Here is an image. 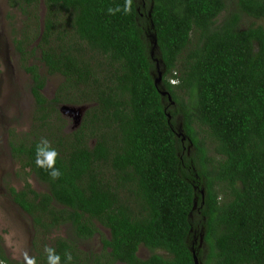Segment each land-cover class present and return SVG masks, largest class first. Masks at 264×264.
<instances>
[{
    "label": "trees",
    "instance_id": "obj_1",
    "mask_svg": "<svg viewBox=\"0 0 264 264\" xmlns=\"http://www.w3.org/2000/svg\"><path fill=\"white\" fill-rule=\"evenodd\" d=\"M125 2L10 0L29 20L13 40L35 126H50L10 143L47 185L11 189L43 242L37 264L45 246L73 264H264V0H130L107 13ZM64 103L90 106L70 133ZM41 137L60 154L57 180L34 164ZM96 233L101 252L81 249ZM0 264H23L1 235Z\"/></svg>",
    "mask_w": 264,
    "mask_h": 264
},
{
    "label": "rangeland",
    "instance_id": "obj_2",
    "mask_svg": "<svg viewBox=\"0 0 264 264\" xmlns=\"http://www.w3.org/2000/svg\"><path fill=\"white\" fill-rule=\"evenodd\" d=\"M38 9L40 23H43L44 4H40ZM255 20L245 15L243 26H248ZM28 23L27 15L25 16L21 10L14 7L9 0H0V235L8 256L21 262H24L25 252L35 257L36 251L32 247L34 235L32 236V231L29 229L31 220L12 204L8 196L9 190H6V187L10 186L22 188L25 184L24 177L20 175L22 174L20 163L13 157L9 144L11 141L18 142L25 136L33 138L35 135L47 134L50 128V126L41 127L40 131L35 126L39 125L40 121L36 117V106L30 91V75L21 66L20 55L15 51L13 39L25 30L24 27ZM62 81V77H50L45 91L46 95L53 98ZM70 104L77 106L64 103L61 104L60 110L62 106ZM88 107L90 106L86 105L78 119H75L76 114L74 113L63 114L61 112L63 121H60V125L65 124L63 128L66 132H73L82 125ZM76 121L79 122L76 123ZM51 123L52 129L59 125L56 120ZM29 179L35 189L47 190V185L42 184L34 175H31ZM67 233V227L62 226L51 237H65ZM101 240L102 237L98 235L92 239L80 240L79 245L84 251H96L101 248ZM45 242L48 243V240ZM42 244L41 241L40 246L44 248ZM140 254L148 255L147 249H141Z\"/></svg>",
    "mask_w": 264,
    "mask_h": 264
},
{
    "label": "clouds",
    "instance_id": "obj_3",
    "mask_svg": "<svg viewBox=\"0 0 264 264\" xmlns=\"http://www.w3.org/2000/svg\"><path fill=\"white\" fill-rule=\"evenodd\" d=\"M120 11L125 13L130 11V0H126L123 9L120 7L107 9L109 15H115ZM172 82L175 83L174 80ZM59 155L58 150L52 146L51 142L46 137H41L35 145L34 164L38 169L47 171L52 180H57L63 175L61 169L57 167ZM44 250L47 254L46 264H73V256L70 251H65L61 256L54 247L45 246ZM24 262L25 264H37L35 257L30 256L27 252L24 253Z\"/></svg>",
    "mask_w": 264,
    "mask_h": 264
},
{
    "label": "flooded vegetation",
    "instance_id": "obj_4",
    "mask_svg": "<svg viewBox=\"0 0 264 264\" xmlns=\"http://www.w3.org/2000/svg\"><path fill=\"white\" fill-rule=\"evenodd\" d=\"M10 1V0H9ZM11 143V142H10ZM9 148L11 149V152H12V155H13V157L15 158V160L16 161H18V159L14 156V152L12 151V147H11V145L9 144ZM20 170H21V166H20ZM26 172H30V169L28 168L25 172H23L22 174H20L22 177H24V179H25V184H23V186H22V188H17V187H14V186H10L9 188H7L6 187V190L8 191V196H9V199L11 200V202H12V204H14L20 211H22L24 214H26L29 218H30V220H31V223H30V226H29V229L32 231V236L35 234L36 235V226H35V222H34V219H33V217L28 213V212H26L21 206H20V204H18L16 201H15V199H14V195L12 194V192H11V189L14 187V188H16V190L18 191V192H20V191H22L23 189H25V186H26V182L28 181L31 185H32V188H34L35 189V187H33V184L31 183V181H30V179H29V177L31 176V175H34L36 178H37V176L34 174V173H26ZM38 179V178H37ZM37 191H40V190H38V189H36ZM104 230V229H103ZM33 236V240H32V244H33V246L32 247H34V250L36 251V248H43L42 246H40V242H41V239L39 240L40 242H37L36 243V245L34 244V239L36 240V236ZM101 236V234L100 233H96L92 238H95L96 236ZM102 237V236H101ZM91 238V239H92ZM83 240H85V239H83ZM80 242V241H79ZM3 245H4V243H3ZM43 245V244H42ZM81 246V245H80ZM4 248L6 249V247H5V245H4ZM101 250H102V245H101V248L100 249H98V250H96V252L95 253H99V252H101ZM7 251V250H6ZM36 255H37V253H36ZM35 255V256H36ZM11 258V257H10ZM93 258H95V255H93ZM12 259V258H11ZM19 262H21V261H19ZM22 263H24V262H22ZM91 264H95V262H90ZM84 264H87V262H84Z\"/></svg>",
    "mask_w": 264,
    "mask_h": 264
},
{
    "label": "water",
    "instance_id": "obj_5",
    "mask_svg": "<svg viewBox=\"0 0 264 264\" xmlns=\"http://www.w3.org/2000/svg\"><path fill=\"white\" fill-rule=\"evenodd\" d=\"M158 68H159V63L157 64ZM162 82V72L160 70H158V77L155 79V83L156 85L159 87V85ZM161 93L165 96V95H169V97L171 98L170 94H168V92L166 90H161ZM82 111L84 112V107H80V106H73V105H64L61 107V112L63 114H67V112L70 113H74L76 114L75 119H78L79 116L82 114ZM79 121H76V123H78ZM202 193H204V191L202 190ZM197 203L195 202V205ZM195 264H200L197 256H195Z\"/></svg>",
    "mask_w": 264,
    "mask_h": 264
}]
</instances>
